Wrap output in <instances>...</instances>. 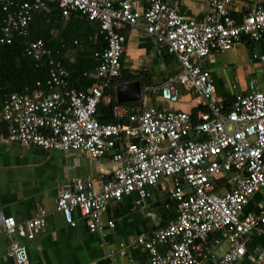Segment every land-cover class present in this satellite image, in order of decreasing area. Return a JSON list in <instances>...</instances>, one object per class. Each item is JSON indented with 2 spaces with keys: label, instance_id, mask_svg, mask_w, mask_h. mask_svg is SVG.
<instances>
[{
  "label": "built area",
  "instance_id": "built-area-1",
  "mask_svg": "<svg viewBox=\"0 0 264 264\" xmlns=\"http://www.w3.org/2000/svg\"><path fill=\"white\" fill-rule=\"evenodd\" d=\"M48 1L57 2L66 17L76 14L98 25L106 41L96 53L100 81L89 89L71 86L70 71L46 42L31 40L26 53L36 60L48 56L49 77L34 88L7 94L0 107V139L44 150H82L91 158L111 154L116 163L108 180L65 181L56 210L71 225L78 211L88 219L91 232H100L115 225L104 219L110 201L131 192L146 198L150 186L173 177L169 195L176 214L150 236L138 237L147 253L143 264H201L215 232L231 243L216 264H236L246 256L250 264H264V244L255 252L247 246L251 233L264 234V206L245 209L255 194L264 193V90L252 85L228 106L214 97V79L199 62L212 51L232 49L243 35L255 41L264 38V5L238 22L230 13L232 0H210L202 20L185 16L168 0H18L19 11L8 15L0 43L11 42L13 30L25 33L32 10L50 11ZM128 26L143 27L176 57L179 71L155 91L169 102L178 101L181 87L199 93L206 108L197 111V119L155 104L137 110L115 107V116L126 121L99 119L105 89L122 76L126 36L120 30ZM253 57L264 62V54L254 52ZM46 215L40 208L37 216L19 221L0 212V234L8 238V255L17 264L29 263L27 244L21 240L35 238L44 229ZM218 242L214 239L213 244Z\"/></svg>",
  "mask_w": 264,
  "mask_h": 264
},
{
  "label": "crops",
  "instance_id": "crops-1",
  "mask_svg": "<svg viewBox=\"0 0 264 264\" xmlns=\"http://www.w3.org/2000/svg\"><path fill=\"white\" fill-rule=\"evenodd\" d=\"M168 2L172 6H179L185 16L195 20H202L210 5V0ZM259 4L264 5V0H232L229 9L232 17L240 22ZM62 18L61 31L56 28L50 30L52 43L62 46V42H65L63 32L80 34L81 39L76 37L73 40L76 49L69 50L65 55L70 63H78L86 58L93 60L91 68L72 79L73 87L89 89L100 81L96 73V53L105 48V38L95 22L83 20L75 14L68 17L63 15ZM120 31L126 36L122 76L115 80L110 91L106 90L107 94L104 93L100 101L106 107L115 103L113 112H108L107 117L114 116V121H126V118L115 116V107L119 106L137 110L144 104H155L161 108L184 110L192 115L206 108L199 93L183 87L180 88L181 94L177 102L162 100L155 91L156 87L169 75L179 71L178 60L143 27L128 26ZM46 44L49 46L47 42ZM55 49L62 50L60 47ZM254 52L264 54V38L255 41L249 35H243L232 49L212 51L199 60L204 68L210 70L214 79L215 98L231 106L235 96L249 92L252 85L264 90V62L254 58ZM130 82H139V97L119 100L118 85ZM9 92L11 91L5 93V98ZM3 100L0 101V107ZM115 165L111 154L91 158L82 150H44L0 139V212L23 221L37 216L40 208L47 211L44 229L32 240H21L27 244L30 258L28 264L144 263L147 253L137 242L138 237L150 236L155 230L166 226L176 214V203L169 195V189L175 182L173 177L163 178L150 186L146 198H141L137 192H131L120 200L110 201L104 219L113 220L115 225L105 226L100 232H91L88 219L78 211L74 212L76 224L71 225L56 210L57 198L65 181L88 177L108 180L113 176ZM261 206H264V197L255 194L245 209L248 212L255 211ZM214 239L219 240L215 245ZM9 243L8 238L0 234V264H17L8 255ZM263 244V233H251L248 236L249 251L255 252ZM230 246V241L222 236V232L213 233L206 243L201 264H216ZM122 248L126 249L125 254L121 252ZM161 250L165 252L166 245H162ZM236 264H250V259L246 256Z\"/></svg>",
  "mask_w": 264,
  "mask_h": 264
},
{
  "label": "trees",
  "instance_id": "trees-1",
  "mask_svg": "<svg viewBox=\"0 0 264 264\" xmlns=\"http://www.w3.org/2000/svg\"><path fill=\"white\" fill-rule=\"evenodd\" d=\"M6 1L7 0H0V37L4 35L2 28L6 24L8 15L10 13L16 15L19 11V6L17 5L18 0H9L8 9L5 10L4 5L6 4ZM47 6L49 7L50 11L47 9L32 10V16L26 27L27 29L25 33L19 34L18 30H13L12 41L9 43H0V101L5 99V93L9 90H21L26 87L34 88L38 81L45 83L48 79L50 69L48 64V56L45 55L41 60H36L26 53V46L31 40L42 38L48 43V45L52 48L53 56L60 60L62 64L72 72L70 75L71 86L73 85V77L75 79L80 72H83L87 68H91V64H94L93 60L89 58L87 59L85 56L84 57L86 60H79L78 63H70L65 55L69 50L76 49L74 47L75 44L73 40L76 37L81 39L79 33H74L73 31L71 33L63 32L62 38H64V44L62 42L61 46V44L52 43L50 30L56 28L58 31H61L63 14L57 2L48 1ZM72 17L75 18L74 15ZM79 17L88 21V19L85 17ZM57 47L62 48V50L58 51L55 49ZM82 63H84L86 66L84 64L82 65ZM112 86L105 89L104 93L107 94V91H110ZM6 87L9 89L6 90ZM114 105L115 103L106 107L103 106L102 103L99 104L97 115L101 121L115 120L114 116L111 118L107 117L108 112H113ZM195 116L196 115H193L194 118Z\"/></svg>",
  "mask_w": 264,
  "mask_h": 264
},
{
  "label": "water",
  "instance_id": "water-1",
  "mask_svg": "<svg viewBox=\"0 0 264 264\" xmlns=\"http://www.w3.org/2000/svg\"><path fill=\"white\" fill-rule=\"evenodd\" d=\"M118 98L119 100H126L131 98H137L140 95L139 82H130L128 84L118 85Z\"/></svg>",
  "mask_w": 264,
  "mask_h": 264
},
{
  "label": "rangeland",
  "instance_id": "rangeland-1",
  "mask_svg": "<svg viewBox=\"0 0 264 264\" xmlns=\"http://www.w3.org/2000/svg\"><path fill=\"white\" fill-rule=\"evenodd\" d=\"M151 99V98H150ZM257 194H260L262 197H264V193L263 192H259Z\"/></svg>",
  "mask_w": 264,
  "mask_h": 264
}]
</instances>
